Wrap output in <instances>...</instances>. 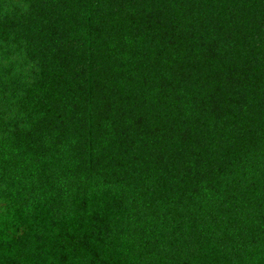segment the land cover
Returning a JSON list of instances; mask_svg holds the SVG:
<instances>
[{
  "label": "trees",
  "instance_id": "16d2710c",
  "mask_svg": "<svg viewBox=\"0 0 264 264\" xmlns=\"http://www.w3.org/2000/svg\"><path fill=\"white\" fill-rule=\"evenodd\" d=\"M0 264H264V0H0Z\"/></svg>",
  "mask_w": 264,
  "mask_h": 264
}]
</instances>
